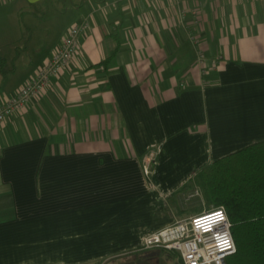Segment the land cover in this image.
Segmentation results:
<instances>
[{
    "label": "crops",
    "instance_id": "1",
    "mask_svg": "<svg viewBox=\"0 0 264 264\" xmlns=\"http://www.w3.org/2000/svg\"><path fill=\"white\" fill-rule=\"evenodd\" d=\"M53 1L0 0V18L37 19ZM64 1L70 19L46 49L21 56L27 28L16 25L8 45L18 57L0 55L2 105L88 17L70 65L0 124V264H101L145 252L179 264L173 252H139L140 241L202 211L185 201L204 166L264 141V0H184L198 24L190 14L181 24L173 0ZM190 32L218 60L204 77Z\"/></svg>",
    "mask_w": 264,
    "mask_h": 264
},
{
    "label": "built area",
    "instance_id": "2",
    "mask_svg": "<svg viewBox=\"0 0 264 264\" xmlns=\"http://www.w3.org/2000/svg\"><path fill=\"white\" fill-rule=\"evenodd\" d=\"M149 4L164 0H145ZM180 5L178 21L185 23L190 14L195 24L199 23V11L196 8L182 7L184 0H173ZM90 29L88 17L74 24L62 39L52 57L40 67L31 80L20 88L17 93L0 105V124L12 115L21 112L32 100H37L50 81L61 75L79 52V41ZM189 39L196 51V65L202 77L218 66V60H208L200 47V39L194 32L189 33ZM156 158L150 152L143 159V173L149 175L151 164ZM200 195L199 190L191 193L187 199ZM223 209V219L214 220L217 213ZM197 221H200L199 226ZM224 241H227L225 244ZM165 250L176 253L179 264H227V259L235 254L236 247L231 234V223L223 207L204 211L189 218L178 220L172 225L145 234L140 241L139 252Z\"/></svg>",
    "mask_w": 264,
    "mask_h": 264
},
{
    "label": "trees",
    "instance_id": "3",
    "mask_svg": "<svg viewBox=\"0 0 264 264\" xmlns=\"http://www.w3.org/2000/svg\"><path fill=\"white\" fill-rule=\"evenodd\" d=\"M193 186L207 208L225 209L236 247L227 264H264V141L204 166Z\"/></svg>",
    "mask_w": 264,
    "mask_h": 264
},
{
    "label": "rangeland",
    "instance_id": "4",
    "mask_svg": "<svg viewBox=\"0 0 264 264\" xmlns=\"http://www.w3.org/2000/svg\"><path fill=\"white\" fill-rule=\"evenodd\" d=\"M44 6L47 7L45 8ZM70 7L71 4L68 1L63 2V0L60 1L54 0L53 3L49 2L48 5L44 4L42 7L36 10L37 19L35 18L32 19L31 14H29L26 11L16 14L15 16H13V13L11 12L12 13L11 17L9 16L1 17L0 18V55L11 54V56L18 57L17 53L12 52L13 51L12 49H14L15 47L12 45H8L9 42H11L13 38H15L12 29L16 25H19L21 28H27L26 30L23 31L24 33L22 35L23 39L19 41L18 44L16 45L18 46L19 49H23L21 51H24V53L21 56L29 53L36 45L42 50L46 49L48 44L51 43L52 38L55 36V30L58 31L59 29L56 26H59L63 22H66L70 19L71 15L70 14L67 15L66 13L67 12L66 8H70ZM36 41L38 42V44L36 43ZM27 43L28 46L26 48ZM159 196L161 197L160 199L163 200L164 202H166V200H168L169 198V195L166 194H162ZM204 200L206 201L205 197L200 192V195L190 198L189 201H185L186 202L185 204L186 206H192L193 204L201 205L202 206L201 212L215 209V208H210V209L207 208ZM182 208L185 207L182 206ZM159 253L160 256L156 259L155 256H157L158 253L153 252V254L149 256L150 252H145L135 255V257L133 256L134 254H128L122 258L112 260L107 263L102 262L101 264H167L166 259L161 257L163 256V254L161 252ZM168 262L170 264H176L175 260L172 259L171 261Z\"/></svg>",
    "mask_w": 264,
    "mask_h": 264
},
{
    "label": "clouds",
    "instance_id": "5",
    "mask_svg": "<svg viewBox=\"0 0 264 264\" xmlns=\"http://www.w3.org/2000/svg\"><path fill=\"white\" fill-rule=\"evenodd\" d=\"M222 213H223V209H221V211H220V216H215V217H212V219H214V220H219V219H223L224 217H223V215H222Z\"/></svg>",
    "mask_w": 264,
    "mask_h": 264
},
{
    "label": "snow or ice",
    "instance_id": "6",
    "mask_svg": "<svg viewBox=\"0 0 264 264\" xmlns=\"http://www.w3.org/2000/svg\"><path fill=\"white\" fill-rule=\"evenodd\" d=\"M216 216H220V214H219V213H217V214H216ZM196 223H197V225L199 226V224H200V221H197ZM224 243L226 244V243H227V241H224Z\"/></svg>",
    "mask_w": 264,
    "mask_h": 264
}]
</instances>
